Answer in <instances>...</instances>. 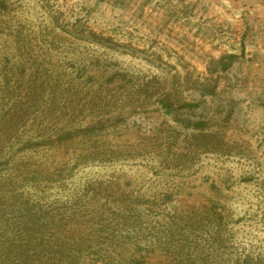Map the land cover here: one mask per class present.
Masks as SVG:
<instances>
[{"label":"rangeland","instance_id":"obj_1","mask_svg":"<svg viewBox=\"0 0 264 264\" xmlns=\"http://www.w3.org/2000/svg\"><path fill=\"white\" fill-rule=\"evenodd\" d=\"M0 264H264V0H0Z\"/></svg>","mask_w":264,"mask_h":264},{"label":"trees","instance_id":"obj_2","mask_svg":"<svg viewBox=\"0 0 264 264\" xmlns=\"http://www.w3.org/2000/svg\"><path fill=\"white\" fill-rule=\"evenodd\" d=\"M233 57V55H229L227 58L232 59ZM165 105H167V103H165Z\"/></svg>","mask_w":264,"mask_h":264}]
</instances>
